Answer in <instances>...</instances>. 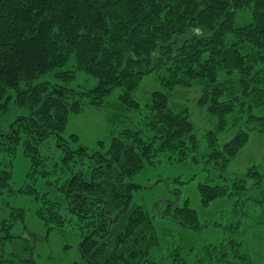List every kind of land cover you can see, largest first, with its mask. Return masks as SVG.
<instances>
[{
	"label": "trees",
	"instance_id": "16d2710c",
	"mask_svg": "<svg viewBox=\"0 0 264 264\" xmlns=\"http://www.w3.org/2000/svg\"><path fill=\"white\" fill-rule=\"evenodd\" d=\"M78 74L94 85L74 87ZM150 75L166 92L201 87L199 106L221 130L231 124L235 137L223 144L217 131L200 138L188 109L173 107L163 91H154L143 111L134 93ZM117 89L121 108L143 114L141 128H123L109 143L84 145L76 134L69 142L70 117L86 107L109 104V119L124 115L110 100ZM11 103L25 114L0 130V201L31 196L50 231L67 224L80 231L75 264H155L156 217L190 232L227 229L201 223L189 199L158 204L153 214L133 204L139 187L132 178L164 162L202 163L201 205L224 203L233 230H241V219L246 229L264 224V171L224 174L250 133H264V0H0V117ZM52 141L59 162L41 155ZM18 151L30 163L21 183ZM54 177L60 201L37 189ZM11 215L0 220V264H35L27 248L16 246L17 212ZM227 246H204L201 254L211 264H252L249 250H237L240 242Z\"/></svg>",
	"mask_w": 264,
	"mask_h": 264
},
{
	"label": "rangeland",
	"instance_id": "374dc122",
	"mask_svg": "<svg viewBox=\"0 0 264 264\" xmlns=\"http://www.w3.org/2000/svg\"><path fill=\"white\" fill-rule=\"evenodd\" d=\"M87 81L94 85L93 79L85 74H78L77 81L73 86L76 87ZM154 91L166 92L167 89L160 81L159 76L150 75L144 79L134 93V97L141 104L143 111L147 110L149 97ZM166 93L170 94L173 107L188 109L200 138H204L207 133L212 131H217L222 144L235 137L236 131H232L231 124L227 125L225 130H221L222 126L217 118L210 115L206 108L199 106L198 100L202 96L201 87L175 88ZM122 94L123 90L117 89L110 100L113 104L117 103L115 111L121 110L124 115L117 114L116 116L113 112L109 119L108 114L112 106L106 104V109L86 107L82 114L71 116L65 135L69 142L70 135L76 134L84 145L93 146L99 141L109 143L112 134L119 133L123 128L135 130L141 128L143 114L133 112L126 107L121 108L118 102L121 100L119 96ZM23 114H25L24 110L18 109L16 104L11 103L9 111L0 117V130L9 131L15 120ZM56 146L52 141L40 148L41 155L49 162L51 161L50 163L59 162L61 159V151ZM19 151L17 152L19 158L15 165V171L19 183H21L20 179L26 180V172L30 163L26 162L22 151ZM203 166L202 163H194L189 160L173 164L164 162L147 167L131 180L132 184L139 187L135 190L133 204L142 206L151 214L154 213L153 209L158 204L177 201L184 205V201L189 199L191 207L199 213L201 223L218 222L227 228H207L190 232L169 220L156 217L155 232L159 236L160 245L153 254L155 264H211V257L208 255H204V257L201 254L203 247L225 244L228 245V249H231V240L240 242L237 250H240L241 253L249 250L252 255V264H264V224H251L250 228L246 229L245 221L241 219L239 224L241 230L236 231L230 227L235 220L225 218L227 211L225 208H220V206L226 207L224 203L218 207L214 203L209 208H204L201 205L198 185L205 182L206 174L202 172ZM253 167H257L261 172L264 171V133H250L249 141L231 161L224 174L228 178L245 176ZM57 180L58 177H54L51 180L52 185H39L37 189L41 194L48 193L52 200L60 201V192L57 189L60 181L56 183ZM252 184V181L248 182L249 189L252 188ZM250 193L251 196L254 195L253 191ZM0 203V220L10 219L11 214L17 212L12 234L20 237L21 242L17 240L19 243L17 242L16 246L19 248L21 243L24 248H27L26 251L29 253L27 256L34 258L35 264H75L81 261L80 242L82 236L80 231L68 224L66 227L50 231L48 226L36 216L35 211L38 208V203L33 197L16 198L4 195ZM21 213L24 214L23 218L19 216ZM173 256L178 257L176 262L173 261ZM232 261L239 262L238 259Z\"/></svg>",
	"mask_w": 264,
	"mask_h": 264
}]
</instances>
